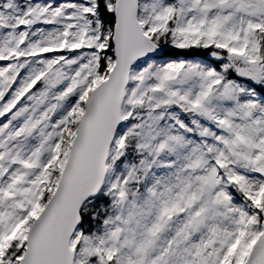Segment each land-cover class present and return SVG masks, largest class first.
I'll return each mask as SVG.
<instances>
[{"label": "snow or ice", "instance_id": "snow-or-ice-1", "mask_svg": "<svg viewBox=\"0 0 264 264\" xmlns=\"http://www.w3.org/2000/svg\"><path fill=\"white\" fill-rule=\"evenodd\" d=\"M0 264H264V0H0Z\"/></svg>", "mask_w": 264, "mask_h": 264}]
</instances>
